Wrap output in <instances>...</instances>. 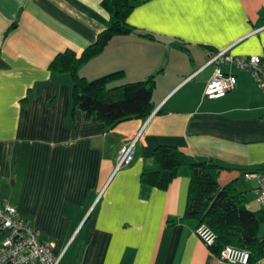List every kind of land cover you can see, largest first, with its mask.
I'll use <instances>...</instances> for the list:
<instances>
[{
	"label": "crops",
	"instance_id": "crops-1",
	"mask_svg": "<svg viewBox=\"0 0 264 264\" xmlns=\"http://www.w3.org/2000/svg\"><path fill=\"white\" fill-rule=\"evenodd\" d=\"M127 21L135 31L112 37L78 73L121 71L110 86L153 76L156 112L110 126L72 112L71 76L49 68L108 26L101 0H0V198L63 251L61 264H231L184 217L186 165L166 189L143 187L140 175L157 146L171 145L190 161L222 165L221 184L233 181L249 209H264L249 176L264 171V92L248 70L225 64L235 87L207 98L214 66L198 70L226 47L264 57V0H147ZM139 132L132 161L116 169Z\"/></svg>",
	"mask_w": 264,
	"mask_h": 264
},
{
	"label": "trees",
	"instance_id": "trees-1",
	"mask_svg": "<svg viewBox=\"0 0 264 264\" xmlns=\"http://www.w3.org/2000/svg\"><path fill=\"white\" fill-rule=\"evenodd\" d=\"M145 1L101 0L109 14L108 26L79 53L66 49L51 60L49 68L53 72L69 74L72 78V112L83 110L87 116L94 115L110 126L131 117L147 118L152 113L153 76L110 86V82L123 76L121 71L92 80L78 73L80 67L98 55L112 37L135 31L127 21L128 15ZM184 165L190 173L184 217L194 219L197 225L205 223L214 230L216 241L210 247L216 254L230 244L247 249L251 264L263 259L264 238L259 237L258 228L264 209H249L246 197L235 188L233 181L221 184L219 176L224 167L213 159L190 161L177 147L159 145L153 151L152 166L144 167L141 172V185L166 189Z\"/></svg>",
	"mask_w": 264,
	"mask_h": 264
},
{
	"label": "built area",
	"instance_id": "built-area-1",
	"mask_svg": "<svg viewBox=\"0 0 264 264\" xmlns=\"http://www.w3.org/2000/svg\"><path fill=\"white\" fill-rule=\"evenodd\" d=\"M225 64L248 70L264 92V57L257 54L232 55L229 53V47H226L213 51L206 63L198 69L214 66L204 88L207 98L220 97L235 87L236 76L222 69ZM155 112L156 109L151 115ZM139 135L140 132L121 146L116 169L132 161ZM249 176H256L258 179L255 192L264 207V171L250 173ZM195 233L209 247L216 241V233L205 223L198 224ZM217 255L231 264H251L250 252L247 249L230 244L223 246ZM62 256L63 251L56 252L51 244L40 240L38 229L31 221L21 216L15 205L6 198H0V264H61ZM254 264L263 263L260 260Z\"/></svg>",
	"mask_w": 264,
	"mask_h": 264
}]
</instances>
